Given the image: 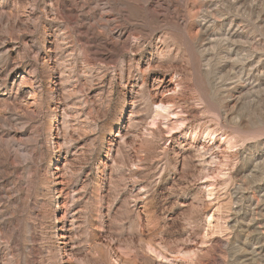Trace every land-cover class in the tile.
<instances>
[{
    "label": "rangeland",
    "instance_id": "obj_1",
    "mask_svg": "<svg viewBox=\"0 0 264 264\" xmlns=\"http://www.w3.org/2000/svg\"><path fill=\"white\" fill-rule=\"evenodd\" d=\"M0 264H264V0H0Z\"/></svg>",
    "mask_w": 264,
    "mask_h": 264
},
{
    "label": "bare ground",
    "instance_id": "obj_2",
    "mask_svg": "<svg viewBox=\"0 0 264 264\" xmlns=\"http://www.w3.org/2000/svg\"><path fill=\"white\" fill-rule=\"evenodd\" d=\"M164 92V91H163ZM157 95V94H156ZM163 95V94H162ZM155 118V117H154ZM153 123H155V122H153Z\"/></svg>",
    "mask_w": 264,
    "mask_h": 264
}]
</instances>
